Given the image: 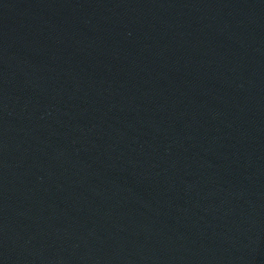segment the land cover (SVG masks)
Listing matches in <instances>:
<instances>
[{
  "label": "water",
  "instance_id": "water-1",
  "mask_svg": "<svg viewBox=\"0 0 264 264\" xmlns=\"http://www.w3.org/2000/svg\"><path fill=\"white\" fill-rule=\"evenodd\" d=\"M0 264H264V0H0Z\"/></svg>",
  "mask_w": 264,
  "mask_h": 264
}]
</instances>
